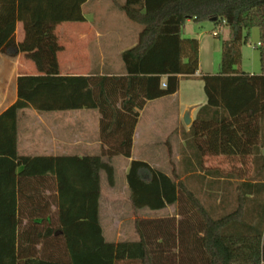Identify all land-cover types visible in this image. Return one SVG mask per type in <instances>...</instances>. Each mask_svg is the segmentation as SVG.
Instances as JSON below:
<instances>
[{"label":"trees","instance_id":"trees-1","mask_svg":"<svg viewBox=\"0 0 264 264\" xmlns=\"http://www.w3.org/2000/svg\"><path fill=\"white\" fill-rule=\"evenodd\" d=\"M85 1L16 0L15 18L0 28V52L25 53L38 71L17 77V99L0 113V264H264V198L258 196L264 184L235 183L233 206H219L223 212L218 213L192 189L193 184L222 188V205L225 190L234 184L225 177L234 171L206 168L203 155L248 154L255 143L264 119V0H124L117 9L141 29L136 43L120 54L122 72L62 75L56 28L83 21ZM188 19L229 28V37L221 40L217 73L200 76L210 109L183 132L179 170L172 167L166 175L132 159L125 174L134 215L139 209L173 204L176 213L154 219L136 216L135 241L107 242L99 224L100 172L113 185V167L102 157L129 158L145 103L175 93L179 76L198 70V39L181 36ZM16 22L23 30L19 42ZM253 27L259 31L258 74L237 67L240 46L248 42ZM161 76H166L165 86ZM26 107L97 109L100 154L18 155L17 112ZM48 175L56 183V226H44L43 219L21 228L17 210L22 190ZM33 197L26 194V202ZM247 202H252V212Z\"/></svg>","mask_w":264,"mask_h":264},{"label":"crops","instance_id":"crops-1","mask_svg":"<svg viewBox=\"0 0 264 264\" xmlns=\"http://www.w3.org/2000/svg\"><path fill=\"white\" fill-rule=\"evenodd\" d=\"M100 0H86L82 5L83 21L64 22L56 28L58 42L61 49L57 52L59 73L62 75H90L107 74L115 75L122 72L120 54L123 50L136 43L138 32L141 27L136 23H129L126 16L117 9V4L124 0H105L109 4L101 6ZM16 0H0V28L11 19L15 18ZM198 22L188 19L181 26V36L198 39V70L190 76H179V85L175 93L145 103L139 111V115L133 130L130 157L113 156L103 161L113 163L118 160V166L123 168L125 177L130 160L137 159L148 163L151 167L163 165L166 156L162 142L169 133L175 129H166L170 115L168 110L171 107V117L175 118V125L181 127L184 110L193 106L191 110L192 120H201L209 111L206 98L203 92V83L200 78L202 74L217 73L219 61L215 60L213 54L220 52L219 43L212 45L203 38L202 30L196 31ZM203 25H200V27ZM252 34L256 39L259 31L252 28ZM218 35L220 32L216 31ZM212 35L214 36L213 32ZM23 37V30L20 22L15 24V41L19 42ZM229 37V32L228 36ZM226 38V39H227ZM62 39V40H61ZM259 43V41H258ZM209 54V57L203 54ZM218 67V68H217ZM216 69V70H215ZM241 70L240 68H238ZM242 71V70H241ZM38 71L32 62L25 56V53H18L8 56L0 52V113L17 99L16 81L22 74H37ZM253 73V72H249ZM166 76H161L165 81ZM185 126V125H184ZM185 131L188 127L185 126ZM154 129L156 138L151 137L150 131ZM159 135V136H158ZM184 146L182 139L177 138L172 144V156L179 162L181 154L179 149ZM248 154L236 155H203V165L210 168L211 161L218 160L224 164V171H234L225 177L233 185L226 191V202L219 205L222 188L207 185L193 184L192 189L199 197L212 207L219 206L230 209L234 204L235 183H256L264 184V119L259 121L255 143L248 146ZM101 150L99 140V112L97 109H72L55 111H38L31 107L19 109L17 112V134L16 152L22 156H62V155H98ZM112 165V164H111ZM21 167L17 168L19 171ZM162 173L167 174L164 171ZM203 174V173H202ZM206 179L211 176L204 174ZM32 185L22 190L21 200L18 203L17 212L20 213L23 228L33 223L44 226L48 223H56V183L53 176L48 175L32 181ZM126 182V180H125ZM127 185V184H126ZM245 187V186H244ZM248 187V186H246ZM35 194L32 202H26V194ZM102 193V176L100 173V197H99V224L102 235L107 242H119L116 236L109 237L104 233L101 218L100 198ZM264 198V193L258 195ZM253 198V194H247ZM255 197V196H254ZM175 205V204H173ZM170 206L160 210H148L149 212H162ZM221 208L214 212H223ZM247 211H253L252 202L246 203ZM172 214L168 215L171 216ZM166 217L157 215L155 218ZM151 218V217H150ZM41 224V225H42ZM56 226V225H54ZM136 236L128 241H135ZM39 247V244L37 245Z\"/></svg>","mask_w":264,"mask_h":264},{"label":"rangeland","instance_id":"rangeland-1","mask_svg":"<svg viewBox=\"0 0 264 264\" xmlns=\"http://www.w3.org/2000/svg\"><path fill=\"white\" fill-rule=\"evenodd\" d=\"M11 2V0H9ZM101 6L104 4H109V1L100 0L98 2ZM124 15V14H123ZM125 16V15H124ZM129 23H134L130 21L128 18H126ZM196 31L200 32L202 30L203 38L206 39V42L208 44H218L221 45V40L226 39L228 36L229 28L226 25L220 26V27H214L213 23L210 21L205 22H198ZM200 25H203L200 27ZM140 27V25H137ZM254 31L258 28L253 27ZM213 30H216L220 32V35L218 37L213 36L212 32ZM252 29L249 30L248 34V42L245 44H242L240 46V52H241V60L239 65L237 66L244 72H253L254 74L260 73V60H259V37H255V35L252 34ZM62 40V39H61ZM206 57H209V54L204 53L203 54ZM213 57L215 60H218L220 62L221 58V49L220 52H216L213 54ZM218 68V67H217ZM216 70V69H215ZM170 115H167L166 117L168 121V126H166L168 130L171 128L175 129L172 133H169L167 137L162 142V146L164 148L165 156H166V162L157 167V170L164 171L167 174L170 175L172 167L176 168V170L181 168V165H179V162L175 160L174 156L169 157L170 150L172 152V144L177 138L182 137L183 132L185 131L184 123L179 126L175 125V118L171 117V107L168 110ZM189 127V126H187ZM151 137L156 138V134L154 133V129H151L150 131ZM159 136V135H158ZM180 152V149H179ZM100 154V153H99ZM113 157V156H112ZM112 157H105V159H111ZM169 158H171L172 164H170ZM113 163V185H109L106 179V174L104 171H101L102 176V193L100 198V206H101V218H102V224H103V230L106 236H113L117 237L119 240H125L128 241L135 237V231H134V218L137 216L139 218H148L154 219L157 215H165L168 216L172 214L171 216L175 215L176 213V205L170 206L167 210L162 212H149L148 210H141L137 211L136 215L132 212L131 205L129 202V190L125 182V177L123 174V168L118 166V160H112ZM227 166L224 167V164L222 161L213 160L211 161L210 168H218L223 170L226 169ZM137 238V237H136ZM262 247L264 250V232H263V239H262Z\"/></svg>","mask_w":264,"mask_h":264},{"label":"water","instance_id":"water-1","mask_svg":"<svg viewBox=\"0 0 264 264\" xmlns=\"http://www.w3.org/2000/svg\"><path fill=\"white\" fill-rule=\"evenodd\" d=\"M193 109V106L187 107L182 115V121L185 126H190L193 122L192 117H191V110Z\"/></svg>","mask_w":264,"mask_h":264},{"label":"built area","instance_id":"built-area-1","mask_svg":"<svg viewBox=\"0 0 264 264\" xmlns=\"http://www.w3.org/2000/svg\"><path fill=\"white\" fill-rule=\"evenodd\" d=\"M213 34H215V32H213ZM161 85H162V86H165V83H164V82H162V83H161Z\"/></svg>","mask_w":264,"mask_h":264}]
</instances>
